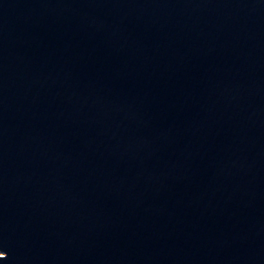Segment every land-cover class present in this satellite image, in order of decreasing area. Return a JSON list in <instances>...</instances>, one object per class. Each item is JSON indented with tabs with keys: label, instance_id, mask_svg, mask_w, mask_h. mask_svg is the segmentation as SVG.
<instances>
[{
	"label": "water",
	"instance_id": "95a60500",
	"mask_svg": "<svg viewBox=\"0 0 264 264\" xmlns=\"http://www.w3.org/2000/svg\"><path fill=\"white\" fill-rule=\"evenodd\" d=\"M0 264H264V0H0Z\"/></svg>",
	"mask_w": 264,
	"mask_h": 264
}]
</instances>
